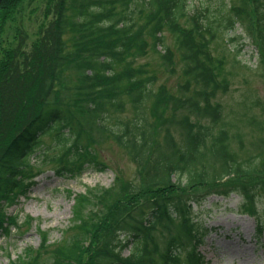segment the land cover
Wrapping results in <instances>:
<instances>
[{
    "label": "trees",
    "instance_id": "obj_1",
    "mask_svg": "<svg viewBox=\"0 0 264 264\" xmlns=\"http://www.w3.org/2000/svg\"><path fill=\"white\" fill-rule=\"evenodd\" d=\"M25 6L35 23L32 44ZM237 28L264 66V0H0V207L28 193L36 176L27 178L30 157L72 179L94 164L106 171L86 155L83 133L90 141L93 133L108 135L137 170L114 200L102 188L73 199L72 223L81 228L53 251V264H208L199 248L209 230L190 216V205L202 201L196 191L238 194L243 214L253 213L252 189L236 182L260 176L254 187L264 191V139L242 161L243 134L215 128L222 122L215 100L228 82L224 47L216 59L214 46L226 45L222 35ZM164 32L174 37L182 67L173 93L162 84L153 90L154 79L132 67L136 54L158 53ZM66 71L77 77L73 88L62 86ZM122 94L131 116L111 119ZM248 124L264 135V120Z\"/></svg>",
    "mask_w": 264,
    "mask_h": 264
},
{
    "label": "rangeland",
    "instance_id": "obj_2",
    "mask_svg": "<svg viewBox=\"0 0 264 264\" xmlns=\"http://www.w3.org/2000/svg\"><path fill=\"white\" fill-rule=\"evenodd\" d=\"M27 7L23 9V29L32 44L35 40V23H32L34 18L29 12L32 8ZM5 34L10 37L8 26ZM69 37L68 34L64 37L67 50L70 49ZM222 37L226 45L214 46L213 56L219 59L224 47L221 77L227 80L228 89L225 93L217 94L215 101L220 104L219 119L222 118V122L215 128L223 127L232 133L243 134L240 159L244 161L247 156L257 151L256 148L262 147V144L257 143L259 139H264L263 133L258 132L253 125H247L251 117L254 120H264V66L259 64L256 49L241 28L225 32ZM231 38L233 41L229 42ZM162 41L163 45L156 49L158 53L147 49L143 56L136 54L138 58L133 61L132 67L142 72L141 78L154 79L153 90L157 91L162 84L168 93H173L177 85L182 83V67L175 50L174 37L164 32ZM165 48L172 56L171 63L163 59ZM129 60V57L126 58V61ZM115 69L120 71L121 67ZM76 81L77 77L72 71H66L62 75V86L66 89L73 88ZM117 102L122 104V108L111 109L109 112L114 116L111 119L122 115L129 118V97L122 94ZM170 114L172 112L167 110L166 116ZM49 143V138H44V144ZM82 143L87 149L86 155L95 157L96 162L105 166L106 171H96L94 168L97 165L94 164L80 177L72 179L56 175L54 164L38 163L34 157H30L31 173L36 176L29 181L28 194L6 197L7 200L0 207L5 217L4 225L0 228V264H53V251L81 228L80 225L72 223L73 199L89 190L102 188L106 190V196L114 200L137 177L131 157L117 148L108 135L93 133L90 141L83 133ZM51 154L52 152L48 156ZM259 178L260 176H252L236 182L253 191L254 203L250 205L253 213L248 215L243 214L241 206L244 203L242 196L238 194L225 198L215 194L208 195L215 190L226 192L225 189L196 191L195 195L202 201L190 205V216L202 222L209 230L204 244L199 248L208 264H264V191L254 187ZM221 186L228 187L227 184ZM10 222L14 225H9ZM257 228H261L260 233L256 232ZM45 239L48 246L43 248L40 245ZM122 255L125 256L126 253ZM86 259L85 256L84 260Z\"/></svg>",
    "mask_w": 264,
    "mask_h": 264
},
{
    "label": "bare ground",
    "instance_id": "obj_3",
    "mask_svg": "<svg viewBox=\"0 0 264 264\" xmlns=\"http://www.w3.org/2000/svg\"><path fill=\"white\" fill-rule=\"evenodd\" d=\"M62 80V79H61ZM34 176V174L33 173H31V174H27V178H31V177H33ZM35 178V177H34ZM34 178H32V179H28V182L29 181H31V180H33ZM28 194V193H27ZM0 213H1V209H0ZM2 214V213H1ZM3 215V214H2ZM4 217V216H3ZM5 218V217H4ZM124 253H126V255H127V252H124ZM125 255V256H126Z\"/></svg>",
    "mask_w": 264,
    "mask_h": 264
}]
</instances>
